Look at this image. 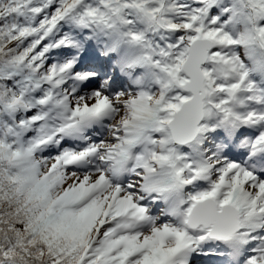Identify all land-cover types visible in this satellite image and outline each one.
<instances>
[{"label": "snow or ice", "instance_id": "1", "mask_svg": "<svg viewBox=\"0 0 264 264\" xmlns=\"http://www.w3.org/2000/svg\"><path fill=\"white\" fill-rule=\"evenodd\" d=\"M0 264H264V0H0Z\"/></svg>", "mask_w": 264, "mask_h": 264}]
</instances>
